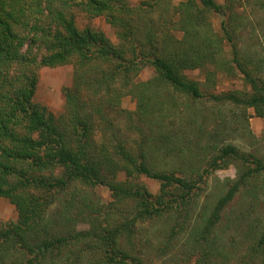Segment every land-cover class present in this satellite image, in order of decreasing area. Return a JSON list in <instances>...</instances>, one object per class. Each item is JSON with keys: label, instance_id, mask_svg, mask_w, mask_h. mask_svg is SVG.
I'll return each instance as SVG.
<instances>
[{"label": "trees", "instance_id": "trees-1", "mask_svg": "<svg viewBox=\"0 0 264 264\" xmlns=\"http://www.w3.org/2000/svg\"><path fill=\"white\" fill-rule=\"evenodd\" d=\"M235 3L0 0V197L18 214L0 226V264H151L152 251L172 254L169 264H264V228L248 226L237 255V238H226L229 225L221 226L238 194L253 206L244 216L264 200V155L226 143L216 128L199 129L204 100L264 118L262 62L235 43ZM255 3L264 10V0ZM79 14L104 18L117 42L90 26L80 29ZM213 15L224 18L222 37ZM225 40L232 57L220 61ZM64 65L73 66V86L55 116L34 98L39 71ZM210 65L238 70L250 93H204L186 72ZM147 67L153 78L136 83ZM126 94L137 99L138 121L149 130L146 137L131 122L142 138L134 145L116 132L106 141L103 133L114 124L105 108L116 112L113 100ZM116 113L131 121L126 110ZM230 166L236 177L215 183L212 202L199 206L209 177ZM141 177L158 183L159 192ZM97 187L112 201L98 200ZM146 226H158L157 246L139 241ZM185 235V248L176 251Z\"/></svg>", "mask_w": 264, "mask_h": 264}, {"label": "rangeland", "instance_id": "rangeland-1", "mask_svg": "<svg viewBox=\"0 0 264 264\" xmlns=\"http://www.w3.org/2000/svg\"><path fill=\"white\" fill-rule=\"evenodd\" d=\"M147 0H130V3L134 6ZM173 3L178 4L183 0H172ZM219 3H224V0H218ZM232 1V0H230ZM234 5V19L236 24L235 31V43L237 44L241 54L243 56L251 57L257 62L261 60V66L263 68L262 77L264 79V10L255 3V0H233ZM229 14L226 15L225 19L229 21ZM230 17V19H233ZM224 18L213 15L211 17V24L214 32L222 37L221 33V21ZM77 24L80 29L90 26L93 29L103 32L106 37L111 41L117 42L115 31L107 24L104 18H91L84 14H79L76 18ZM179 37V34L177 33ZM232 49L230 43L225 40L223 43V54L220 61H227L232 57ZM231 70V69H230ZM187 77L192 81L199 82L200 88L204 93H214L217 95H223L235 91H247L250 93V87L244 82L242 75L235 71L220 70L216 65H210L205 70H193L186 72ZM209 75H212V79ZM154 76V70L151 67L145 68L142 73L135 79L136 83L146 82L152 79ZM73 86V66L64 65L55 68H42L39 71V82L36 91L34 101L45 107L49 113L55 116H59L64 112L65 109V95L64 90ZM115 87L119 88L120 94L121 85L117 84ZM125 94V90H122ZM183 101V100H182ZM180 102V99H179ZM108 103V102H107ZM116 112L119 113L122 110H126L131 114V121L128 120L127 115L121 116L115 111H110V107H106V111L109 113L114 121L113 128L107 132V138L116 132L119 138H122L129 145H134L136 142H141L140 134L133 128H131V122L135 126H139L145 130L144 124L138 121L137 110L138 103L134 95H122L113 100ZM181 103V102H180ZM182 105H179L178 109H183ZM180 111V110H179ZM178 112V110H177ZM174 113V112H173ZM177 114V113H176ZM245 114V121L243 120ZM178 115H176L177 117ZM171 119V118H170ZM148 125V124H146ZM150 126V125H148ZM216 128L221 134L219 139H224L226 143L236 145L244 152L256 153L258 155H264V118H258L253 109L244 111L243 108L238 109L235 106L226 107H215L212 102L206 100L199 102V129L207 132ZM149 130H145L146 137L148 136ZM200 153L199 156L206 157V153ZM206 154V155H205ZM236 177V169L234 166H230L228 169L217 171L212 174L208 179V189L202 193L200 197L199 206L204 205L206 202H212L213 198L211 189L218 181L223 182L226 178L234 179ZM139 182L144 184L152 194H157L160 189V185L153 180L141 177ZM214 190V189H213ZM92 191V190H91ZM96 193L98 200L102 203L107 204L112 201L110 192L104 187H97L93 190ZM59 205L53 207L56 209ZM249 208H253L251 200H247L242 194L234 199L231 206L227 209L224 215L221 226H227L228 231L226 238H237V246L235 247L236 254L241 252L242 247L240 243L245 238L248 226L255 225L256 231L260 232L264 228V223L260 224L257 221L264 222V200L259 202V205L250 212L249 215H245ZM243 213L241 219L238 218ZM247 216V217H246ZM248 218V219H247ZM18 220V214L15 206L7 199L0 197V226L15 223ZM260 221V222H261ZM261 222V223H262ZM237 224V226H234ZM258 224V226L256 225ZM158 226H146L142 231L141 240H151L153 245L157 246L161 240L160 236L155 233V229ZM238 228V229H236ZM164 237V236H162ZM179 247L176 249L183 250L185 245L183 242L186 241V235L181 237ZM183 241V242H182ZM136 245L139 247L140 242ZM182 248V249H181ZM235 252V251H234ZM151 258V264H169L172 254L164 256L163 258L157 257L154 252L149 253ZM236 256L230 257L233 262Z\"/></svg>", "mask_w": 264, "mask_h": 264}]
</instances>
